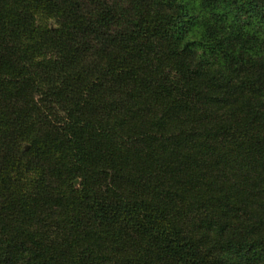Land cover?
Returning a JSON list of instances; mask_svg holds the SVG:
<instances>
[{
    "label": "trees",
    "instance_id": "trees-1",
    "mask_svg": "<svg viewBox=\"0 0 264 264\" xmlns=\"http://www.w3.org/2000/svg\"><path fill=\"white\" fill-rule=\"evenodd\" d=\"M0 264H264V0H0Z\"/></svg>",
    "mask_w": 264,
    "mask_h": 264
}]
</instances>
